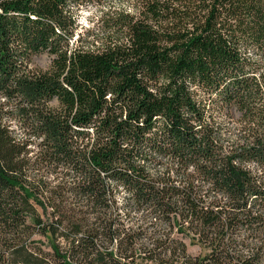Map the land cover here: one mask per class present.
Segmentation results:
<instances>
[{
    "label": "trees",
    "instance_id": "trees-1",
    "mask_svg": "<svg viewBox=\"0 0 264 264\" xmlns=\"http://www.w3.org/2000/svg\"><path fill=\"white\" fill-rule=\"evenodd\" d=\"M131 1L132 11L103 13L105 35L89 48L78 9L103 0H0L6 237L23 224L21 206L40 234L69 245L64 253L52 245L55 263L118 264L112 245L132 259L142 233L115 216L98 226L88 216L122 185L145 219L170 223L174 210L195 227L208 252L182 251L178 264H264V72L255 71L264 0ZM42 55L48 66L33 70ZM13 123L28 136L46 134L54 185L30 175V141ZM30 199L50 209L51 225Z\"/></svg>",
    "mask_w": 264,
    "mask_h": 264
},
{
    "label": "rangeland",
    "instance_id": "rangeland-1",
    "mask_svg": "<svg viewBox=\"0 0 264 264\" xmlns=\"http://www.w3.org/2000/svg\"><path fill=\"white\" fill-rule=\"evenodd\" d=\"M132 1L131 0H103L101 5H89L82 6L78 9L77 20L79 24L78 31L83 36L82 44H85L89 48L94 40L100 41L103 38L104 31L102 30V18L103 13L108 12H122V11H132ZM95 35V37H86L87 33ZM97 38V39H96ZM99 45V43L97 44ZM258 63L255 65L256 74L261 75V71L264 72V58L262 56L257 57ZM49 64V59L47 56L42 55L35 58L32 63V69L39 71L45 69ZM200 96L198 95V98ZM201 99H196L195 102L202 104ZM57 103L53 102L52 106H56ZM203 105V104H202ZM234 110V108L232 109ZM211 116L218 117L215 113H210ZM234 115V112L232 113ZM240 118V116H239ZM238 119L236 116L232 117L231 120L217 119L218 122H232ZM232 127V126H231ZM12 129L22 138L28 139L29 146L27 151L29 152L28 158L30 160V175L35 176L36 180L43 179L44 182L48 184L47 188L54 185L55 175L49 171L46 164L43 163L45 159H48L47 152L51 150L48 138L46 134H40L37 136H28L27 132L19 128L18 124L13 123ZM237 133V132H235ZM30 137V138H29ZM163 168H157L160 171ZM151 174H155L152 173ZM59 176V174L57 175ZM180 183V182H179ZM47 191V190H45ZM51 194H47L48 196ZM68 195V194H67ZM70 203L69 196L66 197ZM42 200V198H41ZM28 205L33 207L38 217L42 220V223L46 225H51L53 223V215H51L50 209L47 208L45 204L40 205L37 200H27L25 201ZM46 204V200L44 201ZM43 202V203H44ZM100 208L92 209V212L88 214L92 223L98 226L103 217L107 219H112L114 216L121 222H124V226L130 230L135 229L142 233V241H138L134 244V258L128 259L126 257H121L118 253V248L112 245L108 247V252L113 255L118 264H178L181 259L182 251H184L189 257L204 256L208 252L204 248L202 239H198L196 235V229L187 221H182L178 217L177 211L174 210L170 212V223L165 222L162 217L157 218L156 215H151L145 219L144 215L139 212L134 211L133 207H128L132 204L130 198H128V192H126L122 185H116L115 196L112 202H104ZM117 205L118 208L115 207ZM126 208V209H125ZM25 207H17L16 212H18V224L23 221V224L18 228L19 231L15 234H7L5 231L6 225L1 222L0 216V254H2L3 260L6 264H60L55 263V255L52 248L53 244L60 245L61 253H64L69 245H67L64 240H55L51 234H40V229L36 226L34 214L23 213ZM87 211L86 208H84ZM146 215V214H145ZM21 219V220H20ZM156 219V220H155ZM182 222L186 223L185 228L189 231L184 230L181 225ZM125 227V228H126ZM147 228H151L148 230ZM247 236V235H246ZM250 236V235H249ZM164 249V250H163ZM104 251V248L101 249ZM89 257V256H88ZM70 264H79L76 259L70 262Z\"/></svg>",
    "mask_w": 264,
    "mask_h": 264
}]
</instances>
